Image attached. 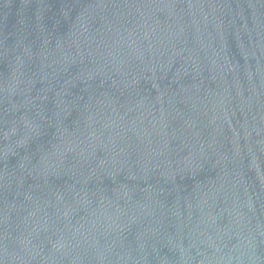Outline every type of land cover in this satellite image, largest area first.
I'll list each match as a JSON object with an SVG mask.
<instances>
[{
	"label": "water",
	"instance_id": "95a60500",
	"mask_svg": "<svg viewBox=\"0 0 264 264\" xmlns=\"http://www.w3.org/2000/svg\"><path fill=\"white\" fill-rule=\"evenodd\" d=\"M0 264H264V0H0Z\"/></svg>",
	"mask_w": 264,
	"mask_h": 264
}]
</instances>
